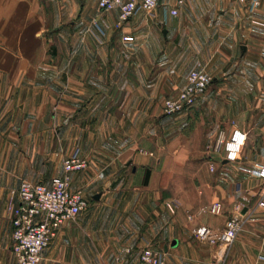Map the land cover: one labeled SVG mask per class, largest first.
Segmentation results:
<instances>
[{
	"label": "crops",
	"instance_id": "crops-1",
	"mask_svg": "<svg viewBox=\"0 0 264 264\" xmlns=\"http://www.w3.org/2000/svg\"><path fill=\"white\" fill-rule=\"evenodd\" d=\"M176 1L118 26L98 0H0V264H18L12 192L50 185L75 153L89 166L71 189L89 206L55 231L42 264H143L148 243L165 264H264V183L252 172L264 161V0H183L174 16ZM193 68L211 85L164 114ZM235 129L246 140L229 162L212 147ZM216 201L222 213L210 214ZM238 207L246 223L230 247L195 236Z\"/></svg>",
	"mask_w": 264,
	"mask_h": 264
},
{
	"label": "built area",
	"instance_id": "built-area-1",
	"mask_svg": "<svg viewBox=\"0 0 264 264\" xmlns=\"http://www.w3.org/2000/svg\"><path fill=\"white\" fill-rule=\"evenodd\" d=\"M246 2L247 0H240ZM161 0H98L97 6L101 13L118 10L117 25L128 22L138 12L153 15L159 7ZM183 0H177L173 8L169 9L171 15H178V7ZM261 5L260 0H252V10ZM131 41L132 36H125ZM213 81L212 75L198 68L189 71L186 83L177 96H168L163 100L162 111L166 115H178L186 112L197 101L200 93L208 88ZM246 134L235 129L228 140L221 133L214 146V153L223 154L229 162H234L245 144ZM64 174L56 177L48 185L43 182L23 180L17 190L12 192L19 199V204H11L12 216V252L18 264H42L43 251L49 245L55 231L65 223L78 217L89 206L88 197L83 188L71 189L72 175L75 172L88 168L89 161L77 153L68 155L62 162ZM214 169V166L211 167ZM253 174L264 183V161L257 167ZM258 205H264V192ZM223 204L216 201L209 209L210 214L222 213ZM220 230H214L206 224L195 229V236L212 245L230 247L243 227L242 207H238ZM130 254L131 249H127ZM143 264H165V252L153 244L148 243L141 250ZM264 261V255L260 256ZM105 264H127L122 257H115Z\"/></svg>",
	"mask_w": 264,
	"mask_h": 264
},
{
	"label": "rangeland",
	"instance_id": "rangeland-1",
	"mask_svg": "<svg viewBox=\"0 0 264 264\" xmlns=\"http://www.w3.org/2000/svg\"><path fill=\"white\" fill-rule=\"evenodd\" d=\"M198 69H200V68H198ZM200 70H202V69H200ZM202 71H204V70H202ZM205 72H206V71H205ZM207 73H208V72H207ZM209 74H210V73H209ZM210 75H211V74H210ZM178 93H179V92H178ZM178 93H177L176 95H171V96H177ZM186 112H187V111H186ZM183 113H185V112H183ZM181 114H182V113H181ZM230 136H231V135H230ZM230 136H229V137H230ZM229 137H226V140H228ZM214 144H215V143H214ZM213 146H214V145H213ZM212 151H213V147H212ZM62 162H63V161H62ZM245 223H246V219L243 220V227H242V230H243V228H244V224H245ZM242 230L240 231V233L242 232ZM240 233H239V234H240ZM239 234H238V235H239Z\"/></svg>",
	"mask_w": 264,
	"mask_h": 264
},
{
	"label": "water",
	"instance_id": "water-1",
	"mask_svg": "<svg viewBox=\"0 0 264 264\" xmlns=\"http://www.w3.org/2000/svg\"><path fill=\"white\" fill-rule=\"evenodd\" d=\"M100 198V194H98L96 197H95V199H99Z\"/></svg>",
	"mask_w": 264,
	"mask_h": 264
}]
</instances>
